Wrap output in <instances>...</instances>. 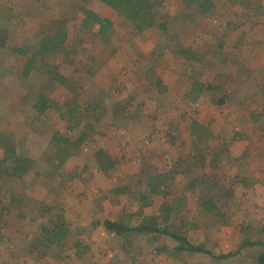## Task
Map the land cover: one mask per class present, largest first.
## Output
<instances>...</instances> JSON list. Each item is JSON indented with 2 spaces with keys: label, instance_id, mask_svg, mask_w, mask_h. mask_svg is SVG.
Here are the masks:
<instances>
[{
  "label": "rangeland",
  "instance_id": "obj_1",
  "mask_svg": "<svg viewBox=\"0 0 264 264\" xmlns=\"http://www.w3.org/2000/svg\"><path fill=\"white\" fill-rule=\"evenodd\" d=\"M196 1L164 0L157 15L158 19L167 20L168 32L163 34L156 28L137 32L132 23L108 6H105L108 14L101 10L94 12V7L89 5L92 0H0V26H21L20 31L10 32L12 44L21 39L17 50L2 47L0 51L1 73H22L21 65L26 55L34 56L43 40L59 35L55 38L57 48L38 56L36 67L40 74L26 80L18 76L15 82L18 87L11 96L4 94L8 89L0 85V160L4 155V143L12 142H16L13 149L16 157L26 158L30 153L24 147L26 140L36 148L44 146L43 159L54 157V133L69 139L85 133L89 137L88 147L93 151L95 143L103 145L105 135H114V129L106 128L108 121L118 116L125 119L144 117L151 126L134 128L136 140L130 144L141 142L140 148L153 153L156 165L148 164L145 158L144 167L165 168L168 164L164 163L163 153L169 165L175 168L181 167L180 161L198 149L208 155L209 166L205 169L196 167L191 173L174 174L179 177L174 187L167 189L169 195L166 196L175 201L176 212L166 224L162 218L166 209H163L157 220L159 228L185 238L187 232L188 235L198 233L194 239H199L206 250L219 255L234 251L242 241H263L264 212L260 204L264 205V68L257 74L251 73L247 58L262 59L264 56V0H212L213 6L206 12L197 8ZM82 9L110 20L111 26L105 34H98L97 24H83ZM246 22L249 24L245 25ZM251 23L254 27L249 29ZM60 34L65 35L63 39ZM57 40L62 43L58 44ZM180 48L197 52L201 60L184 59L178 54ZM255 65L261 67L262 63ZM59 72L70 74V80L63 87L66 94L58 95L59 103L55 105L54 102L46 115L31 111L36 95L49 97L53 92L56 83L50 76ZM3 81L0 82L5 85L6 79ZM194 81L212 86L205 92L202 106H195L185 96ZM239 92L243 94L240 96ZM246 92L248 97L244 96ZM219 99L224 103L217 105ZM3 108L7 109L5 113L1 111ZM252 113L260 115L254 124L249 121ZM148 127H152L149 128L152 131L150 149L146 148ZM209 132L214 134L210 136ZM122 134L120 136L127 137L126 129ZM66 149L72 150L73 146L67 145ZM88 158L85 160L83 156L74 161L75 170L64 167L57 172L48 164L54 170L49 178L41 173L38 175L41 178L28 176L16 182L10 181L13 178L7 175L12 161H0V264H84L86 260L91 261L86 255L80 260L71 256L74 243L81 241L82 247L86 243L84 238H77L76 233L61 245L43 246L37 241L35 254L29 256L24 255L22 249L25 244L29 247L34 236L43 238L39 234L41 225L51 228L60 219L58 215L66 217L67 214L69 218L71 207L62 214L54 200L59 187L52 190L49 185L85 186L87 175L97 164V157L93 158V165L88 164L90 161L87 163ZM253 171L259 172L257 177L253 176L256 175ZM68 175H74L73 181L65 179ZM193 179L196 186L189 192L192 188L182 185L186 186ZM82 195L84 192L79 196ZM205 198L216 200L227 214L226 221L198 213V203ZM46 200L56 203L54 210H37L38 204ZM87 201L91 199L88 197ZM233 202V209L242 211L245 219L241 220L247 219L246 222L232 225L228 221ZM79 226L83 232L89 227L87 224ZM153 235L145 233L133 241L141 240L144 249L149 251L154 245ZM17 246L21 247L15 251ZM262 250L258 245L244 247L240 263L229 258L212 264H254ZM202 256L207 262L199 263L212 261L209 255ZM164 264L196 262L169 257Z\"/></svg>",
  "mask_w": 264,
  "mask_h": 264
},
{
  "label": "crops",
  "instance_id": "obj_2",
  "mask_svg": "<svg viewBox=\"0 0 264 264\" xmlns=\"http://www.w3.org/2000/svg\"><path fill=\"white\" fill-rule=\"evenodd\" d=\"M94 1H96V0H92V3L89 4L90 6L94 7V12H95V10H101V11L105 12L106 14L109 13L107 11V9L105 8V6H106L105 4H103L99 1H96V2H94ZM89 9H90V7H89ZM89 9H87V10L90 11L91 9L90 10ZM84 10H86V9H84ZM97 16H99V15H97ZM106 18H108V17H106ZM248 24H249V22L245 23V25H248ZM253 27H254V24L251 23L249 25V29H251ZM25 28H26V26H25ZM20 29H21V26L19 28H17V27L7 28L6 26H0V31H4L6 33V36H5L6 40L4 39L5 44L2 45V47H4V48L6 47L8 49L13 48L12 50H17L16 48H18L21 45V39H20V41H16V42H14V44H12V42H11L12 38H11L10 32L20 31ZM147 29H152V28H147ZM46 40H48V38H46L43 41H46ZM43 41H42V43H43ZM58 43L61 44L62 42L58 41ZM51 45H53L51 47V51H52V49L57 48L55 45V39H53ZM251 46L253 48V45H251ZM2 47L0 48V51H2L4 49ZM39 51H40V54H38V55H37V53L34 56H27L26 55V57L23 61L21 67L24 65V63L26 62L28 57H31L33 59L32 69L28 72V75L26 77L22 76V73H18L17 75H15L14 73H11V72H9V73H1L0 72V81L4 82L3 80L6 79V84L4 85L3 83L0 82V85L4 86L5 90L8 89L7 90L8 92L2 91V92H5L4 94H8L9 96H11V94H15L14 90L16 89V87H18L15 84V82H16V79L18 78V76H19V78H21V79L23 78L24 80H26V79H29L30 77L34 78L36 76V73H38V74L41 73V72H39L40 70L36 67V62L38 61V56H41L42 52L46 51V50L42 49V44H41L40 50H38V52ZM247 59H248V63L251 64L249 66L251 73L257 74L258 70H260L261 68H264V56L262 57V59H252V58H247ZM249 59H251L250 62H249ZM258 63H262L261 67H259L258 65H255ZM57 74L53 73L50 76V79L54 80L56 85L54 87L53 92H51L50 95L48 94L49 97L44 95L45 98L47 99V106H46L45 111L41 114H38L34 109V106H33L34 103L30 107L31 111L36 112L38 115H46L48 112H50V109H51L52 104L54 102H55V105H57L59 103V99L57 98L58 95H60V94L65 95L66 94L63 87H65L68 80H70V76H69L70 74H65V73H61V72H59ZM54 77H59L61 82L58 83V81ZM262 78L264 79V75ZM161 80L163 81L162 78H161ZM205 92L206 91L202 92L200 94V96L194 101L195 106H199V104H200V106H202L201 104L203 103L204 97L206 96ZM242 92H239L238 94L241 96L243 94ZM56 93H57V95H55ZM186 93H185V95H186ZM38 95H40V94H38ZM247 95H249V94L246 92L244 94V96L248 97ZM7 100L10 101V99H7ZM5 110H7V109L6 108L1 109V111H4L3 113L6 112ZM15 111L16 110L13 109V112H15ZM59 116L61 117L62 115H59ZM253 116L255 117L254 120H252ZM258 117H260V115L253 114V113L249 114L250 123L254 124L255 122H257ZM106 124H108L106 126V128L108 127V129L111 128V129L115 130L114 135H105V137H103L104 138L103 145L100 144V146H98V145L96 146V143H95L93 151L91 150L90 147H88V145H90V143H89V137L87 134H86L87 138L84 140V142L80 145H77V146L74 145V142H73L75 139H69L68 138L69 142H70L69 145L73 146V149L72 150L67 149L70 153L69 157L65 160L64 164H62V166L56 170H57V172H59L60 168L62 169L64 167H66V168L68 167V170H69V168L72 167L73 170H75V167H73L74 161H77V159L79 157H83V156H84L85 160L89 159L88 158V156H89L90 160H88L87 163L90 161V163H88V164L90 165L92 163V165H93L94 164L93 158L96 157L98 154H101V153H103L102 159H104V160L105 159H111L113 162V166L108 168V169H101L99 167L98 163L96 162L97 164L95 163L96 164L95 168L92 169L91 173H89L87 175V179L84 181L85 186H83V187L80 186L79 188H77L78 185H76V184H73V185L69 184L67 186L56 185V187H53V185L50 184L49 186L52 187L51 188L52 190L54 188L59 187L56 191V196L54 195V200L58 202V205H56V206H58L60 208V212L62 214H65L64 210L71 207V209H70L71 213L69 214L70 219L67 217V214H66V217H62L61 215H58V217L60 219H57L51 228H47V227L41 225L40 230H39V234L42 235V233H41L42 227L51 231L55 226L62 225L66 230L65 237L62 238L61 240H59L58 242H52V244L61 245L64 241H66L68 239V237L70 235L72 236L73 233H76L78 235L77 238H84V240H86L85 241L86 247L85 246L82 247V245L79 244V242L81 243V241H78V243H74V245L71 246V250H70V254L72 257H74V259L80 260L83 258V255H86L91 259L90 262L86 260L84 262V264H164L165 260L169 259V257H171V258L180 257L183 260L196 262V264H205V263H199V261L207 262V260H205V258L204 259L202 258L203 253H189L186 251L175 252L173 250V248L177 245V242L175 240H173L172 238H170L169 236L159 235L157 233L136 232V231H132L130 233H125L123 235L118 236L112 232L105 230V228L103 227V223L105 221L117 222L124 227L135 228L137 226L144 225V224L148 223L149 219L154 218L156 221V225L159 226V223L157 220L160 218V212H162L163 209H166V212L162 216V218H164V221H165L164 223L169 224L171 221L170 216H174V214L176 212V209H175L176 206L174 205L175 201H171V200L167 199V197H169V196H166V195H169L167 192H166V195H164V196L160 195V194H154L146 184V178L149 175H154V174H159V173L164 174V173H167V172L169 173V172L173 171L174 166L169 165V161H168L169 159H167L168 157H167L166 153H163L161 155L163 157L164 163L168 164V165H166L165 168L159 169V168H156L154 166H152L151 168L150 167L147 168V167L143 166L144 161L146 159L148 160V164H150L149 162H151V163L156 165V162H155L156 160H154V158H152L153 153L145 152V149L143 147L140 148L139 146H141V142L138 143L139 145L137 143H134V145H130V144H132L133 140H136V137H134V132H132V131H134V128L135 129L139 128V126L140 127L151 126V122L146 120L144 117L139 118V119H136V118L125 119L124 117L121 118V116H118V117L108 121ZM191 127H193V125ZM149 128L151 130L152 127H148V131L146 132V136H147L146 144H148V145H146V148H148V149H150L151 143H149V141H150V137L152 136L151 135L152 131H149ZM125 129L127 131V135H126L127 137L120 136L125 131ZM209 133H210V136L212 134H214L211 132H209ZM54 134H56V133H54ZM109 134H110V132H109ZM53 135H52V137H53ZM137 140H139V139H137ZM4 144H5L4 145V147H5L6 143H4ZM15 144H16V142L11 143L13 149L16 147ZM13 145H14V147H13ZM4 147H3V149H4ZM24 147H26V150L29 151L30 153L26 157L27 159L24 158L21 160H29L30 163L28 164L27 172L23 175L25 177L22 176L21 179L24 180V178H26L28 176H30L31 178H33V177L37 178L38 175H42L41 173H43L45 175V177L49 178L50 175H52L54 173L53 171L55 170L54 166H53L56 164L55 157L43 159L42 153L44 151V146H39L38 148H36L31 143L30 140H26V144L24 145ZM100 150H102V152ZM37 151L39 152V155H38ZM2 156H3V154H2ZM15 156H17V155L15 154ZM164 157H167V158H164ZM186 157H188V156H186ZM235 158H237V157H235ZM48 164H51V166L54 170L52 168H50L48 166ZM142 167H144V169ZM35 168H37V169H35ZM38 168H40V169L38 170ZM82 169H85V167H83V165H82ZM196 169L197 168L190 167V168H187V170H185L184 172L181 171L178 174H183V173L186 174L187 172L191 173L192 171H194ZM252 173H256V175L253 174V176H255V177H257V174H259V172H254V171ZM57 176L60 177V175H57ZM251 176H252V174H251ZM38 177H40V176H38ZM73 177H74V175H68V177H65V179H67L69 181H71V180L73 181V179H74ZM178 177L179 176L176 177V176H174V174H172L173 181H171L166 188H161V191H167V189L169 187L173 188L174 187V181H176ZM21 179L13 178V179H10V181L16 182V181H20ZM26 180H28V179H26ZM115 180H116V183H113V181H115ZM39 182H41V181H39ZM182 187L185 188L186 186L182 185ZM194 189H195V187H192V189H188V191L191 192ZM83 192H84V195L79 196L80 194H83ZM85 192L87 193V195H85ZM221 192L224 193V190H221ZM247 193H249V192H247ZM84 196H85V199H84ZM59 197H61V198H59ZM88 197H89V199H91V201H87ZM158 198H160V200H158ZM100 199H102V200L100 201ZM210 199L213 200L214 205L217 207V209L220 211V213L222 215L223 214L225 215L226 213L220 209V206L216 202V200H215L216 197H215V199L214 198H210ZM145 201H146V203L144 204ZM229 202H227V203H229ZM227 203H225V204L227 205ZM50 204H52V205H50ZM53 204H56V203H54V202L48 203V200H46L45 203H39L38 204L37 210H41L42 212L52 211L55 208ZM222 206H224V203L222 204ZM198 207H199V203H198ZM231 207H232V211L230 213H232V214L229 215L230 218L228 221L232 222V225L243 223V221L246 222L247 219L241 220V219H245L243 217L242 211H238L237 208L233 209V207H235L234 202L232 203ZM260 208H262V211L264 212V205L263 204L262 205L260 204ZM228 211H230V210H228ZM200 212H202L203 214ZM182 213H183V215H185V211H182ZM198 213L202 214V215H207V217H209V214L204 212L200 207L198 209ZM42 215H43V213H40L39 217H42ZM210 217H212V216H210ZM182 218H183V220H185L186 217L184 216ZM225 218H228L227 214L223 217V219H225ZM238 219L240 221H238V223H236V221ZM33 220L34 219L32 218V221ZM233 220L235 222H233ZM30 221H31V219H30ZM225 221H226V219H225ZM135 222H137V223L134 224ZM82 224L83 225L84 224L89 225L88 229H86V232H83L82 229L80 228L79 225H82ZM137 224H139V225H137ZM83 233H85L86 235L82 236ZM145 233L154 234L153 235L154 237L152 239V241H154L153 242L154 245H153V248H151L149 251H147V249H144L143 244H141V240H139V242L133 241L139 237L142 238V236ZM192 233H195V232H192ZM198 235H199L198 233L195 235L194 234L188 235V232H187L186 239L188 242H190L193 245H202L203 246L204 244H202L199 239H194V238H196V236L198 237ZM261 235H262V239L264 240V238H263L264 235L262 233H261ZM15 236L17 238V235H15ZM23 236L25 237V234ZM178 236H181V235H178ZM0 239H1V235H0ZM34 239L36 241H34L32 243V241ZM34 239H31L30 243L28 244L29 247H27L26 244L22 245V249L24 250V255L29 256V255H32L33 253L35 254V246L34 245L37 241L42 243V245L44 246V244H45L44 236H43V238H38L37 236H34ZM251 239H253V237H250V240ZM6 240H8V239H6ZM251 242H253V241H251ZM23 243H24V240H23ZM75 245H77L78 248H76ZM158 246H160L159 249L157 248ZM253 246H255V245H253ZM20 247L21 246H17L16 248H14L15 251H17ZM249 247H252V246H249ZM243 249L244 248H242L239 251V253L236 254L235 256L230 257L233 260H235V263H237V261L240 263V260H241L240 253L242 252ZM177 254H179V256ZM39 256H41V255H39ZM192 257L194 258V260H191ZM24 259H25V257L22 260L24 261ZM227 259H229V258H227ZM211 260L212 261L209 262V264H212V262H216V261H219V262L222 261V260H216L213 258H211ZM223 260H226V259H223ZM81 261H83V260H81ZM71 262L73 263L74 261L71 260ZM214 264H217V263H214Z\"/></svg>",
  "mask_w": 264,
  "mask_h": 264
},
{
  "label": "trees",
  "instance_id": "obj_3",
  "mask_svg": "<svg viewBox=\"0 0 264 264\" xmlns=\"http://www.w3.org/2000/svg\"><path fill=\"white\" fill-rule=\"evenodd\" d=\"M99 1L112 10L116 11L120 16H122L126 21L132 23L135 27L137 32H140L143 29L147 28H156L161 31L163 34H167V20L158 19L157 15H159V9L163 8L164 0H96ZM196 6L201 12H206L212 6V0H197ZM84 14V22L83 24L86 25L88 22L92 24L98 25V34L103 35L105 34L106 30L110 28L111 23L108 19L100 18L96 14L91 11L82 9ZM6 33L4 31H0V48L3 45ZM59 35H55L53 39H57ZM61 39H63L64 35L60 34ZM52 38L43 41L42 49L46 51H50L53 45ZM52 40V41H51ZM58 41V40H57ZM62 42V40H59ZM59 44V43H58ZM178 54L181 55L184 59L188 61H200L201 59L198 57V53L194 52L190 49H183L180 48L177 50ZM40 54V51L37 52V55ZM33 66V59L28 57L24 65L22 66V76L26 77L28 72L32 69ZM58 83L61 82L59 77H54ZM212 86L202 83L201 81H194L189 88V91L186 93V97L189 102H194L202 92L208 91ZM224 100L219 99L216 101L217 105L223 104ZM34 109L38 114H41L45 111L47 106V99L44 95H37L36 101L34 103ZM71 117V114H70ZM254 116L252 120H254ZM87 138L85 133H80V135L73 141L74 145H80L84 142ZM52 142L56 147L55 151V160L56 164L53 165L54 169H58L59 167L64 164L65 160L69 157L70 153L66 149V146L69 145V139L65 136L56 133L52 137ZM102 152V150H100ZM102 155L98 154L96 157V162L98 163L101 169H108L113 166V162L111 159H102ZM207 154L203 153L198 149L196 152H193L188 158L183 159L180 161V165L176 168L174 167L172 172L167 173H159L154 175H149L146 178V184L151 189L154 194L166 195V191H161V188H166L168 184L173 181L172 174H178L179 172H184L187 168L199 167L200 169H205L209 164L207 159ZM12 161V165L9 167L7 175L10 178L20 179L28 170V164L30 163L29 160H21L20 158L16 157L14 154V150L11 144H6L4 147V155L1 159L2 163H6L7 161ZM180 168V169H179ZM196 180L193 179L192 181L186 184V187L192 188L195 187ZM199 207L209 216L216 217L220 221L223 220V215L214 205V202L210 198L202 199L199 202ZM103 227L105 230L112 232L118 236L123 235L125 233H130L132 231L136 232H148V233H157L159 235L169 236L173 240L177 242V245L173 248L175 252H182L186 251L189 253H203L209 255L211 258L216 260H223L230 257L235 256L239 253V251L244 247H249L253 245H258L263 247L264 249V240L259 243H253L249 241H242L238 248L234 251H229L227 253H222L219 255L213 254L211 251H208L202 245H193L187 241L185 237L178 236L176 234L170 233L166 228H159L156 225V221L154 218L149 219L148 223L144 225L137 226L135 228H128L124 227L117 222L105 221L103 223ZM41 233L45 239V245H48L52 242H58L62 238L65 237L66 230L62 225L55 226L51 231L41 228ZM264 235V229L262 230ZM264 238V237H263ZM78 248L77 245H75ZM254 264H264V250L257 256Z\"/></svg>",
  "mask_w": 264,
  "mask_h": 264
}]
</instances>
